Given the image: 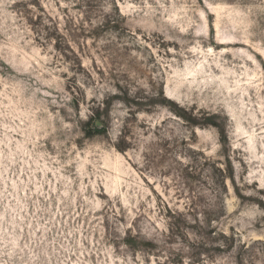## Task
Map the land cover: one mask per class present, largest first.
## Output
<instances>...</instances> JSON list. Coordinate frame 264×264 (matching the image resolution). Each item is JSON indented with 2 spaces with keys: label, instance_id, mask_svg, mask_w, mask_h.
<instances>
[{
  "label": "rangeland",
  "instance_id": "rangeland-1",
  "mask_svg": "<svg viewBox=\"0 0 264 264\" xmlns=\"http://www.w3.org/2000/svg\"><path fill=\"white\" fill-rule=\"evenodd\" d=\"M0 264H264V0H0Z\"/></svg>",
  "mask_w": 264,
  "mask_h": 264
}]
</instances>
